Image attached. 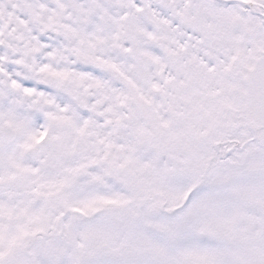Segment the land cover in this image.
<instances>
[{
	"label": "snow or ice",
	"instance_id": "obj_1",
	"mask_svg": "<svg viewBox=\"0 0 264 264\" xmlns=\"http://www.w3.org/2000/svg\"><path fill=\"white\" fill-rule=\"evenodd\" d=\"M0 264H264V0H0Z\"/></svg>",
	"mask_w": 264,
	"mask_h": 264
}]
</instances>
